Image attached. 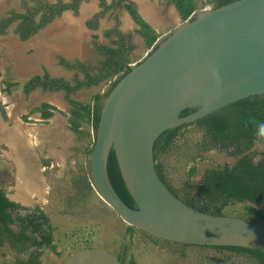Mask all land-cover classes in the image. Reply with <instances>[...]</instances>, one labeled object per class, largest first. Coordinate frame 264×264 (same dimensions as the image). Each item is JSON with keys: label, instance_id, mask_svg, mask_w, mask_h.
I'll return each mask as SVG.
<instances>
[{"label": "water", "instance_id": "obj_1", "mask_svg": "<svg viewBox=\"0 0 264 264\" xmlns=\"http://www.w3.org/2000/svg\"><path fill=\"white\" fill-rule=\"evenodd\" d=\"M253 95L264 96V0L193 10L159 36L104 98L90 153L98 195L126 225L156 238L264 251L263 222L186 203L160 178L154 156L155 141L166 129ZM186 108L195 110L181 115ZM112 150L137 208L121 198L110 180ZM220 154L210 159H225ZM63 264L122 262L105 247L89 246L72 252Z\"/></svg>", "mask_w": 264, "mask_h": 264}, {"label": "crops", "instance_id": "obj_2", "mask_svg": "<svg viewBox=\"0 0 264 264\" xmlns=\"http://www.w3.org/2000/svg\"><path fill=\"white\" fill-rule=\"evenodd\" d=\"M46 1L70 8L26 41L13 32L0 37V51L5 49L12 68L9 86L0 76V188L21 206L47 212L56 231L50 213L56 178L71 193L69 202L78 205L85 199H101L92 184L90 153L95 135L91 112L102 98L103 85L91 83L93 75L100 69L110 72V63L117 58L111 54L122 40L124 46H133L136 56L132 57L138 59L159 36L186 18L174 0ZM128 5L146 26L136 21ZM197 8L201 7L193 0V10ZM3 66L1 62L0 72ZM47 73L71 89L38 83L32 90L24 87L36 75L45 80ZM82 105L89 106L90 114Z\"/></svg>", "mask_w": 264, "mask_h": 264}, {"label": "trees", "instance_id": "obj_3", "mask_svg": "<svg viewBox=\"0 0 264 264\" xmlns=\"http://www.w3.org/2000/svg\"><path fill=\"white\" fill-rule=\"evenodd\" d=\"M174 1L184 18L193 12V0ZM212 1L217 2L215 5L217 7L233 0H208V2ZM48 5L51 13L44 12L41 20L37 23L35 17L41 10L40 8L28 10L27 13L12 11L8 16L1 17L0 35L7 33L9 26L15 21H19L13 32L22 40L27 39L55 16L60 15L63 10L70 8L68 4L63 3ZM128 7H130L136 21L142 26H146L147 24L136 10L130 5ZM129 70L127 69L121 74L105 96ZM36 80L38 84L43 86L71 89L68 84H58L55 83V80L46 78L42 81L40 77H37ZM102 103L91 112L92 126L95 131L98 127ZM82 107L87 109L90 114L89 106L82 105ZM194 110L195 108H186L181 115L189 114ZM258 129L264 131V96L259 95L232 102L195 122L166 129L159 135L154 144L158 174L174 194L193 207L205 212L223 215L226 214L225 208L228 205L235 202L243 203L247 217L264 223V208L258 207L264 205V152L263 158L256 163L254 161L255 152L245 153L257 142L256 132ZM217 147L226 150L230 155H242L233 164L226 162L223 165L205 166L203 174L198 180H195L199 172L198 162L207 158L203 152ZM172 151L176 160L182 164L183 171H185L186 180H184L182 187L172 183L167 169L159 161L161 155ZM108 173L121 198L129 206L137 208L136 201L123 181L113 150L108 160ZM135 230L155 243L163 241L164 245L170 243L175 248L190 246V244L156 238L130 225L126 227V231L130 234H133ZM54 241L55 227L47 212L40 207L21 206L10 200L6 191L0 188V248L3 246L27 256L25 257L26 261L21 260L18 264H41L42 261L38 256L46 250H55ZM195 246L214 249L223 256L219 257L222 258L223 264H264V251L261 249L239 245ZM120 249L118 257L122 264H137L133 254L128 258V244H122Z\"/></svg>", "mask_w": 264, "mask_h": 264}, {"label": "rangeland", "instance_id": "obj_4", "mask_svg": "<svg viewBox=\"0 0 264 264\" xmlns=\"http://www.w3.org/2000/svg\"><path fill=\"white\" fill-rule=\"evenodd\" d=\"M18 3L20 0H1L0 17L8 7ZM159 161L167 169L172 183L182 187L186 180L185 171L182 164L176 160L174 152L161 155ZM212 161L206 158L198 162L199 172L195 180L200 178L203 168ZM64 183L60 178H56V188L52 192V195L56 197L55 205L60 204L59 207L52 206L54 211L50 212L57 226L56 249L46 250L41 254L42 257H39L41 264H63L72 252L89 246L111 248L112 252L116 253L124 243L129 245V252L134 253L138 264H223L222 258H219L223 256L214 249L195 245L175 248L155 243L148 244L137 230L133 234L128 233L126 231L128 225L102 199H85L86 201L78 205L71 200L69 202L71 193ZM225 212L236 216H248L244 204L238 202L228 205ZM24 258L23 254L6 247L0 249V264H18Z\"/></svg>", "mask_w": 264, "mask_h": 264}, {"label": "flooded vegetation", "instance_id": "obj_5", "mask_svg": "<svg viewBox=\"0 0 264 264\" xmlns=\"http://www.w3.org/2000/svg\"><path fill=\"white\" fill-rule=\"evenodd\" d=\"M122 2H129V0H122ZM194 2H196L197 7L215 6L216 3H217L216 1H212V2H207L206 3V0H194ZM48 4L49 3L46 0H20V3H18L17 5H19V7H21V9L23 11H18L17 6H15L16 4H13V6L8 7V9H6L3 12V15L1 17L8 16V14H10V12H12V11H17V12H22V13L25 12V13H27L28 10H34V9H37V8L39 9L40 8L41 10L38 12V14L35 17V22L37 23V22H39L41 20L42 14L44 12L51 13V11L48 9L49 8V5ZM74 5H76V3H74ZM93 20L96 21L97 20V17L95 16L93 18ZM18 23H19V21H15L13 24H11L9 26V31L7 33L3 34V35H0V37L4 38L9 33L13 32L14 27ZM48 23H46V24H48ZM40 29L36 33H38L40 31ZM35 34L31 35L29 38L24 39V40H22L20 38V36H19V38L22 41H26V40L30 39L32 36H34ZM120 44L122 46L120 48H118L115 53H112L111 54L112 56H116L117 58L116 59H113V64L110 63V66H111L110 69H109V71H110L109 73L110 74L108 73V71H105L103 69H100V73L98 75H96V74H94L95 76L93 75V77L95 79L91 83H94V85H96V86L103 85L102 86L103 87V91H102V95H101L102 98L98 100L100 102L97 105H95V107H97L101 102H103L104 98L106 97L105 96L106 93L111 88V86L113 85V83H115V81H117V79L121 76V74H123L125 70L130 69L132 66L136 65L144 57L143 56V57H140L138 59H134V57H132V56H136V52L133 51V46L132 45H129L127 47L124 46L125 45V41L124 40H122V43H120ZM147 53L145 54V56L147 55ZM128 59H130V60H128ZM0 61L4 64V66H3L4 71L3 72L2 71L0 72V76L3 77L2 83L4 85H5V83H7V86H9L10 79H11V75H12V68L9 65L10 63L8 62L7 53H6L5 49H1V51H0ZM46 75H47L46 78L48 80L54 79L55 80V83H58L59 82V81L57 82V80L55 78L50 77V75L48 73ZM37 77H40L41 78L40 75L34 76L30 81L28 80L27 82H25L24 87H26L27 90H32V88L34 87V84L37 83V80H36ZM256 136H257V142L249 150L245 151V153L246 152H255V156H254L255 163L263 158V152H264V131L261 130V129H258V131L256 132ZM203 153L206 155L207 158H212L215 154L218 155V154L222 153V154H220V156L222 155V157L225 158L223 160L220 159V158L219 159L216 158V160H215L213 158L212 159L213 160L212 163L211 164L208 163L207 166H210V165H213V164H222L223 165L226 162L227 163L229 162V163L233 164L242 155V154H238V155L231 154L230 155V154H228L226 152V150L220 149L218 147L217 148L210 149V150L205 151ZM203 172H204V168H203V170L201 172V175L203 174ZM260 207H263L264 208V205H261ZM144 238H145V241L148 242V244H151L152 245V243H155V242H152L151 240H149L146 237H144ZM155 244L164 245L163 244V241H159V242H157ZM166 246L167 247H172L173 245L170 244V243H167ZM2 248H4V247L2 246L0 249H2ZM115 254L117 256H119L118 255L119 254V251L116 252ZM132 254L134 256L133 258L135 259V261L137 263V260L135 258L136 256L134 255V253L129 252V250H128V258H130V256Z\"/></svg>", "mask_w": 264, "mask_h": 264}, {"label": "bare ground", "instance_id": "obj_6", "mask_svg": "<svg viewBox=\"0 0 264 264\" xmlns=\"http://www.w3.org/2000/svg\"><path fill=\"white\" fill-rule=\"evenodd\" d=\"M151 16L153 17L154 15H153V14H151Z\"/></svg>", "mask_w": 264, "mask_h": 264}]
</instances>
